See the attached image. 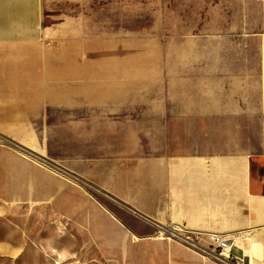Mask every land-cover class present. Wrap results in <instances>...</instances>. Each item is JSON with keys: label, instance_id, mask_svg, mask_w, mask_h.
<instances>
[{"label": "crops", "instance_id": "0c3cea01", "mask_svg": "<svg viewBox=\"0 0 264 264\" xmlns=\"http://www.w3.org/2000/svg\"><path fill=\"white\" fill-rule=\"evenodd\" d=\"M71 4L87 12L29 18L48 1L0 0L22 15L9 25L27 46L15 55L25 64L3 65L0 52V108L39 126L32 145L27 129L12 139L36 161L0 148V197L20 205L24 258L33 249L39 263L88 260L95 244L104 254L110 223L152 251L168 241L150 238L159 229L223 234L248 264H264V0ZM44 22L75 35L58 47V68L35 63L51 54L29 37Z\"/></svg>", "mask_w": 264, "mask_h": 264}, {"label": "rangeland", "instance_id": "374dc122", "mask_svg": "<svg viewBox=\"0 0 264 264\" xmlns=\"http://www.w3.org/2000/svg\"><path fill=\"white\" fill-rule=\"evenodd\" d=\"M48 7L42 8H33V10H26V16L29 18H33L35 16H49V15H65L73 14V13H82L87 12V6L82 5L77 10L75 8L73 10L71 1L72 0H47ZM86 4V3H85ZM20 13L18 10L9 11L7 9H0V20L2 22L3 30H1L0 35V52L2 51L3 57L1 62L3 65L10 66L15 63V65L25 64L27 63L26 57L15 56L18 54V50L26 49V34H13V30L11 31V26L9 25V21L12 18L20 17ZM50 20V19H49ZM52 20V19H51ZM54 20V19H53ZM47 21V20H46ZM56 22H44L43 24H33L30 34V38L37 40L38 45L35 44L33 48H44L51 51L50 56H35V63L45 62L50 63L52 68H58L57 64L59 62L58 55V47L62 46H73L74 41V33L66 31L64 33H57L56 30ZM93 33L90 32H82L78 33L77 36L82 39V45L89 44ZM23 38L21 40H17L14 42V38ZM95 38V37H94ZM98 41H105V34L101 31L98 34ZM32 47V46H31ZM71 55L67 54V58L69 59ZM45 59V60H44ZM52 72V71H51ZM54 71L52 72V74ZM27 73H25L26 75ZM42 74V73H39ZM169 81H166V84ZM15 107H11L9 105L1 107V113L6 112V116L3 115L0 118V148L8 147L18 152H22L29 157L36 159L35 156L22 149V147L16 145L13 140H15V131L16 129H27L28 131H24L26 142L29 145H32L34 141V136H31V131H36L39 126L36 122L31 121H16L15 112L13 109ZM26 133L28 135H26ZM88 194L92 196L103 208H105L108 212L113 214V216L119 215L121 218H126L127 215L123 213L122 208H120L112 199L109 197L98 193L96 190L92 188H86ZM21 214H20V205L19 203L13 202H4L0 197V264H219L214 259L210 258L208 255L202 254L198 249L197 245H201L206 247V250L209 251L210 241L205 238L201 239V236L193 237L191 239H187L188 242L192 244H188L185 242V229H178L177 227H173V233L177 235V237L169 234V229H159L157 232L150 233L148 231H144L143 234H148L150 238H161L160 240H168V241H155L151 242L154 244L153 251L150 249H146L144 245L149 241H130L124 242L120 237H124V233L115 226L110 223L107 224L108 231L105 229V232L101 236L108 235L109 244L106 245L104 254H102V246L95 244L94 253H89L87 256L88 260H83L82 254L74 255L73 257H79V260L74 259L71 262H57V263H39L38 250H33L34 255L31 257L24 258L23 252V235L21 231ZM106 225L104 224V227ZM174 226V225H173ZM158 233H162L163 237ZM169 238V239H168ZM145 239V238H144ZM168 244V245H167ZM147 247V246H146ZM150 248V247H147ZM171 248L177 249V252H171ZM233 253L238 256H243V252L236 251L233 249ZM245 257L246 263L248 264L249 259L247 256ZM204 258V259H203Z\"/></svg>", "mask_w": 264, "mask_h": 264}, {"label": "built area", "instance_id": "2783aa9c", "mask_svg": "<svg viewBox=\"0 0 264 264\" xmlns=\"http://www.w3.org/2000/svg\"><path fill=\"white\" fill-rule=\"evenodd\" d=\"M170 235L177 237L173 231H168ZM188 239V238H187ZM185 239V242L192 244ZM210 246L209 251L197 248L202 254L208 255L219 264H247L245 257L233 253V244L223 234L209 233Z\"/></svg>", "mask_w": 264, "mask_h": 264}, {"label": "bare ground", "instance_id": "6f19581e", "mask_svg": "<svg viewBox=\"0 0 264 264\" xmlns=\"http://www.w3.org/2000/svg\"><path fill=\"white\" fill-rule=\"evenodd\" d=\"M34 160H35V159H34ZM35 161H36V160H35ZM37 164H38V163H37ZM175 228H176V227H175ZM159 235L162 236V237L164 236V235H162V233H158V238H159ZM200 236H201V239H203V240H204L205 238L209 239V234H207V235H205V234H201ZM159 239H161V238H159ZM168 239H169V238H168ZM196 247L199 248V249H201V250L204 249V248L206 249V247H203V246H201V245H199V246L197 245Z\"/></svg>", "mask_w": 264, "mask_h": 264}]
</instances>
